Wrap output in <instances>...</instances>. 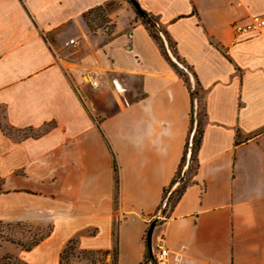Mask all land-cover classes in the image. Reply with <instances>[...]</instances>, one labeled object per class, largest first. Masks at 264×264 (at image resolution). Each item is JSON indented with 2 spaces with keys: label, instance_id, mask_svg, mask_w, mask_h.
I'll return each instance as SVG.
<instances>
[{
  "label": "crops",
  "instance_id": "obj_1",
  "mask_svg": "<svg viewBox=\"0 0 264 264\" xmlns=\"http://www.w3.org/2000/svg\"><path fill=\"white\" fill-rule=\"evenodd\" d=\"M108 1L0 0V220L51 223L21 259L60 264L73 240L143 264L156 218L150 250L160 239L168 264H264V33L232 29L264 16V0H136L195 73L204 105L197 171L163 218L190 95L134 8L89 25Z\"/></svg>",
  "mask_w": 264,
  "mask_h": 264
},
{
  "label": "trees",
  "instance_id": "obj_2",
  "mask_svg": "<svg viewBox=\"0 0 264 264\" xmlns=\"http://www.w3.org/2000/svg\"><path fill=\"white\" fill-rule=\"evenodd\" d=\"M133 8L135 10L136 15L140 18L141 22L145 25L151 36H153V38H155V40L158 42L167 60H169L171 65L183 78L187 86L191 100L190 125L185 140L183 153L173 178L171 179L169 185L163 189L161 204L157 209V213L159 215L165 216L166 211L179 198L185 187L192 182V177L197 171L198 161H197L196 153L201 139L204 105L203 103L200 102L199 85L195 73L192 71L190 66H188L184 61H182L179 58V56L176 53L174 43L168 37L164 29L160 26L157 18L154 15L144 11L140 7L139 8L133 7ZM168 50L174 56L175 60L181 64L182 67H180L176 62H174L171 59L170 55L168 54ZM113 170H114L115 189L117 190V182H118L117 165L114 160H113ZM48 232L49 229L45 230L39 236L33 237L32 240L27 245L21 244V246L24 249H30L32 246L36 245L40 240H42L45 236H47ZM74 249H75L74 241L69 240L63 246L59 254L60 264H65L66 262L65 258L69 254L73 255ZM116 253L117 251L115 247L112 251L113 264L116 259ZM143 264H156L153 254L146 244V239H145V252H144Z\"/></svg>",
  "mask_w": 264,
  "mask_h": 264
},
{
  "label": "rangeland",
  "instance_id": "obj_3",
  "mask_svg": "<svg viewBox=\"0 0 264 264\" xmlns=\"http://www.w3.org/2000/svg\"><path fill=\"white\" fill-rule=\"evenodd\" d=\"M125 8L133 9L128 0H109L102 8H97L85 15L90 26L104 25L111 19L110 12L117 13ZM0 180V191H1ZM163 218L162 215H157ZM119 218L114 220V230L117 229ZM51 225L50 222L41 220L27 221H1L0 220V264H25L19 252L27 245L33 237L39 236ZM65 264H111L112 255L104 252L74 249L73 255L65 258Z\"/></svg>",
  "mask_w": 264,
  "mask_h": 264
},
{
  "label": "built area",
  "instance_id": "obj_4",
  "mask_svg": "<svg viewBox=\"0 0 264 264\" xmlns=\"http://www.w3.org/2000/svg\"><path fill=\"white\" fill-rule=\"evenodd\" d=\"M232 29L236 34H246L249 32L264 33V16L262 15H251L247 21L242 23H233ZM76 41L70 38L65 44H75ZM89 83L92 86L96 85L94 79L90 80ZM153 254L156 264H168V250L163 246L162 241L159 239L156 251Z\"/></svg>",
  "mask_w": 264,
  "mask_h": 264
},
{
  "label": "water",
  "instance_id": "obj_5",
  "mask_svg": "<svg viewBox=\"0 0 264 264\" xmlns=\"http://www.w3.org/2000/svg\"><path fill=\"white\" fill-rule=\"evenodd\" d=\"M128 1L131 3V5H132L133 7H135V8H139V5H138V3L136 2V0H128ZM168 54L170 55L171 59H172L174 62H176L180 67H182L181 64L178 63V62L175 60L174 56L171 54V52H170L169 50H168ZM191 82H192V79H191ZM158 217H159V216H158ZM155 224H156V218L153 219L152 221H150V223H149V225H148V228H147V231H146L145 239H146V244H147V246H148L149 249H151V235H152V231H153V228H154Z\"/></svg>",
  "mask_w": 264,
  "mask_h": 264
},
{
  "label": "clouds",
  "instance_id": "obj_6",
  "mask_svg": "<svg viewBox=\"0 0 264 264\" xmlns=\"http://www.w3.org/2000/svg\"><path fill=\"white\" fill-rule=\"evenodd\" d=\"M162 134L163 135H171V129L168 127L164 128ZM153 147H154L156 155H158V156H163L166 152V148L162 147L160 145L154 144Z\"/></svg>",
  "mask_w": 264,
  "mask_h": 264
}]
</instances>
